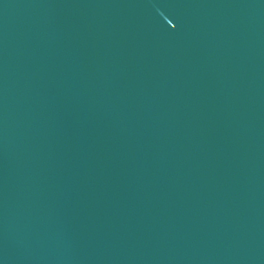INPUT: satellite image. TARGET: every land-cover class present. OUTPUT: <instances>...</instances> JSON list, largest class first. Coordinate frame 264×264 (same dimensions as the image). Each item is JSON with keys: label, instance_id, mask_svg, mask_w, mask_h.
I'll return each mask as SVG.
<instances>
[{"label": "water", "instance_id": "95a60500", "mask_svg": "<svg viewBox=\"0 0 264 264\" xmlns=\"http://www.w3.org/2000/svg\"><path fill=\"white\" fill-rule=\"evenodd\" d=\"M0 264H264V0H0Z\"/></svg>", "mask_w": 264, "mask_h": 264}]
</instances>
